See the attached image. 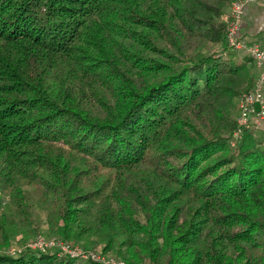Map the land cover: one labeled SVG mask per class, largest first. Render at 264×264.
Instances as JSON below:
<instances>
[{
    "label": "trees",
    "instance_id": "16d2710c",
    "mask_svg": "<svg viewBox=\"0 0 264 264\" xmlns=\"http://www.w3.org/2000/svg\"><path fill=\"white\" fill-rule=\"evenodd\" d=\"M232 1L0 0V180L18 209L31 184L58 239L128 263L264 264V141L229 144L259 74L218 21ZM95 165L114 175L88 182ZM0 264L105 263L28 245Z\"/></svg>",
    "mask_w": 264,
    "mask_h": 264
},
{
    "label": "rangeland",
    "instance_id": "374dc122",
    "mask_svg": "<svg viewBox=\"0 0 264 264\" xmlns=\"http://www.w3.org/2000/svg\"><path fill=\"white\" fill-rule=\"evenodd\" d=\"M230 10L231 2H227L224 12L218 18V21L223 22L225 27L228 22ZM214 44L215 43H211L210 47H212ZM96 174H103L105 176L114 175V173H110V171H108L103 166L95 165L89 170L87 181L91 183L95 179ZM23 188L29 191L28 214L23 213L22 209H18L19 207L14 203V201H12V186L0 180V219L11 227L10 231L12 232L13 237V240H11V243L8 246L0 247V251L10 253L21 251L25 246H30V243H34L38 239L45 241L51 239L59 240L56 235L61 222H58L51 214V206L47 204L48 201L42 196L41 190L37 189L31 184H26L23 186ZM1 236L2 235H0V241L2 240ZM70 241L72 242L70 243L73 247H76L79 250L82 249L81 251H93L105 258H117L116 255L113 254L115 253L113 249H111L108 253H104L103 246L105 243L99 241L96 237H92V241L96 242L95 248L84 247L82 244L75 242L74 240ZM76 257H81V255H77Z\"/></svg>",
    "mask_w": 264,
    "mask_h": 264
},
{
    "label": "built area",
    "instance_id": "2783aa9c",
    "mask_svg": "<svg viewBox=\"0 0 264 264\" xmlns=\"http://www.w3.org/2000/svg\"><path fill=\"white\" fill-rule=\"evenodd\" d=\"M247 2L263 3L264 0H233L226 25V39L230 46L237 49H245L253 58L259 74L255 78L252 87L244 91L238 98V114L235 127L232 130L229 144L235 146L242 138L244 131L252 130L253 134L260 133L264 141V48L257 42H248L241 35V23L243 19L244 4ZM59 245L72 256L81 255L83 258H93L105 264H129L125 259L115 257H102L93 251H81L62 240H41L30 243L31 247L46 249L48 246Z\"/></svg>",
    "mask_w": 264,
    "mask_h": 264
},
{
    "label": "crops",
    "instance_id": "0c3cea01",
    "mask_svg": "<svg viewBox=\"0 0 264 264\" xmlns=\"http://www.w3.org/2000/svg\"><path fill=\"white\" fill-rule=\"evenodd\" d=\"M241 35L248 42H257L264 48V4L247 2L244 4L243 19L241 23ZM260 37V41L254 39Z\"/></svg>",
    "mask_w": 264,
    "mask_h": 264
}]
</instances>
